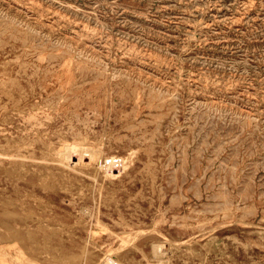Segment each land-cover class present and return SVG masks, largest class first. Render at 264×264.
Listing matches in <instances>:
<instances>
[{
    "label": "rangeland",
    "instance_id": "374dc122",
    "mask_svg": "<svg viewBox=\"0 0 264 264\" xmlns=\"http://www.w3.org/2000/svg\"><path fill=\"white\" fill-rule=\"evenodd\" d=\"M35 261L264 264V0H0V264Z\"/></svg>",
    "mask_w": 264,
    "mask_h": 264
},
{
    "label": "bare ground",
    "instance_id": "6f19581e",
    "mask_svg": "<svg viewBox=\"0 0 264 264\" xmlns=\"http://www.w3.org/2000/svg\"><path fill=\"white\" fill-rule=\"evenodd\" d=\"M155 251V249H154ZM158 251V250H157ZM156 252V251H155ZM32 261V260H31ZM104 261V260H103ZM107 261V260H106ZM16 263V262H15ZM24 264H28V263H24ZM33 264V263H32ZM34 264H41V263H37V261L34 262Z\"/></svg>",
    "mask_w": 264,
    "mask_h": 264
}]
</instances>
